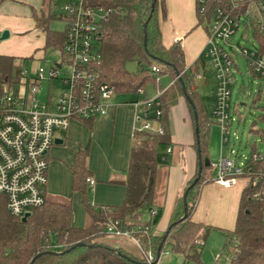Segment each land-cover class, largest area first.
Returning <instances> with one entry per match:
<instances>
[{
    "label": "trees",
    "instance_id": "obj_1",
    "mask_svg": "<svg viewBox=\"0 0 264 264\" xmlns=\"http://www.w3.org/2000/svg\"><path fill=\"white\" fill-rule=\"evenodd\" d=\"M52 1L48 0L47 10L44 7L45 3L38 14L32 10V16L36 27L44 34L42 50L54 47L62 55L66 45V27L63 31H52L49 23L57 19L64 21L67 26L66 19L63 15L56 16L52 13ZM229 1L209 0L205 15L196 12L197 25H203L207 32L212 12L216 8L225 7ZM153 2V0L96 1L97 5L111 10L108 20L98 26L99 53L93 67L99 75V81L108 85L116 95H134L136 99H140L138 93L141 90L145 91L147 83L155 84L150 73L153 65L159 66L160 74L168 76L172 81V85L159 97L161 111L159 126L162 133L137 131L133 135L126 178L121 183L125 188L122 204L97 206L90 203L88 191L91 188L87 182L91 179L87 168L88 151L81 149L74 154L71 189L72 192L81 193L85 213L91 221L90 225L86 228L73 227L71 205L46 196L44 204L31 210L27 220L22 222L20 218L12 216L7 211L6 199L0 195V264H143L141 256L134 257L122 248L104 243L107 226L116 221L123 228L136 232L134 235L141 250L152 249V252L157 254L169 246L173 252L183 257L181 264H203L199 246L205 242L210 226L198 221L193 222L191 215L197 206L202 188L212 183L214 176L210 161L208 165L205 164L209 156V133L214 123L213 116L211 109L208 112L204 108L193 80L199 65L204 68V62L200 58L185 71V55L179 45L164 47L159 26V14L163 16L165 14L164 0H155L154 8ZM258 21L260 18L256 17L253 37L259 55L264 56V28L260 30L257 27ZM31 59L0 55V93L5 87L22 80L21 64L24 61L27 64V60ZM130 62L136 63V72L127 70L126 65ZM177 74L186 85V92L192 102V105L187 102L188 109L192 116L194 112L197 114V120H194L193 147L196 154L197 151L200 153L202 170L199 179L193 184L198 176L197 159L194 176L188 180L175 199L166 231L162 235L148 236L144 233L145 228L151 229L161 220L159 210H156L157 215L154 217L149 215V211L156 208L160 185L162 159L159 149H167L171 145L169 112L178 99L183 97L181 85L176 79ZM261 112L259 120L264 121V107H261ZM90 121L82 122L89 124ZM196 126L199 130L197 133ZM251 132L258 134L256 130ZM256 148L255 145L252 146V154L264 155V151L256 152ZM252 154L244 163L249 172L241 178L247 179V184L240 192L235 225L228 233L224 246L226 249L234 244V251L229 252L230 264H264V156L262 160H254ZM192 184L184 198L185 190ZM185 204L188 216L183 219ZM78 243L83 245L77 247Z\"/></svg>",
    "mask_w": 264,
    "mask_h": 264
},
{
    "label": "built area",
    "instance_id": "obj_2",
    "mask_svg": "<svg viewBox=\"0 0 264 264\" xmlns=\"http://www.w3.org/2000/svg\"><path fill=\"white\" fill-rule=\"evenodd\" d=\"M66 1L62 8L67 25L62 57L70 71L61 80L65 88L64 94L55 102H51L50 98L46 103L33 100L36 86L43 77L41 69L33 78L21 72L22 80L7 86L0 93V195L6 199L7 211L20 219L46 201L44 196L49 171L48 154L57 138L56 134L67 131L72 120L82 122L105 116L116 95L108 85L99 81V75L93 67L99 53L98 26L108 20L111 10L97 5L98 0ZM208 1L196 0L198 14L205 15ZM252 16L260 18L257 27L262 30L264 0H230L225 7L216 8L212 12L207 26L203 62L209 60L216 71L211 116L213 122L220 127L221 147L230 140L229 128L232 122L229 102L231 87L235 82L232 68H236V64L233 60L235 47L230 44V38L239 30L241 18L246 25L247 19ZM179 41L173 40L174 44ZM227 47L232 54H228ZM237 50L246 60L249 70L264 82V56L259 55V50L254 47L248 52L245 47L239 46ZM58 66L55 65L49 72L50 79L58 77ZM150 69L152 77L158 83L161 69L156 65ZM196 78L200 79L199 73ZM163 91L157 90L153 98L146 99L141 90L138 93L140 99L130 102L135 111L136 132L162 133L161 127L153 129L149 122H159V97ZM263 156L252 154L254 160H262ZM210 167L214 173L212 182L225 188L232 187L236 179L249 172L245 164H238L233 158L223 155L210 162ZM87 182L90 187L94 184L92 179ZM149 215L156 216V209H151ZM105 232L108 235L126 237L140 249L134 235L136 232L123 228L117 221L109 224ZM144 233L151 235L148 228H145ZM140 251L143 264H160L161 258L169 255L167 250L159 253L158 257L152 249Z\"/></svg>",
    "mask_w": 264,
    "mask_h": 264
},
{
    "label": "crops",
    "instance_id": "obj_3",
    "mask_svg": "<svg viewBox=\"0 0 264 264\" xmlns=\"http://www.w3.org/2000/svg\"><path fill=\"white\" fill-rule=\"evenodd\" d=\"M44 3V7L47 10L48 0H0V36L5 30L10 34L8 39L0 41V55L17 58H39L44 46V34L35 25L32 10L38 14ZM164 7V16L161 13L159 14L162 44L165 48H169L174 44V39H179L180 41L177 44L185 55L184 69H188L198 59H203L205 42H207L204 26L197 25L196 0H164ZM161 80H164L163 86L160 83ZM171 83L172 81L168 76L161 75L155 94L160 88L162 90L168 88ZM115 97L112 100L113 105L108 109V113L105 116L96 117L89 124L88 122L81 123V121L77 120H72L69 123L67 131L69 132L70 130L72 136H75L77 145L70 144L72 146V148H69L71 157L66 162L61 161L58 155L60 150L53 148V146L64 147L68 140V132L56 134V139L61 140L62 143L54 144L48 154L49 171L45 196H47L46 193L54 196L67 195V193L59 191L57 181H54V179L57 175L63 173V163L67 164L69 171H71L74 154L81 149L87 148V168L91 179L94 181L93 186L90 187L94 205L119 206L122 204L125 197V188L121 183L126 178L128 156L133 144L132 140L136 132V124L133 106L129 102H115ZM169 114L171 145L165 149L167 156L160 153L159 150L162 165L155 209L160 211L161 220L153 229H149L150 234L162 235L166 231L175 199L188 180L194 176L198 161L193 147L194 118L189 123L188 114L189 116L192 115L188 109L187 100L184 97H180L176 105L170 109ZM82 124L83 126H81ZM84 125L89 126L90 130L86 147H84L85 139L80 141L78 138L83 137L73 134L76 129L84 128ZM100 133L104 135L111 134L110 145L108 147L104 146L101 150L99 149L100 139L102 138ZM226 148L224 145L222 150L220 149L219 156L223 155L224 157L233 158L224 154ZM168 149L170 150L169 152L167 151ZM53 151L54 153H52ZM93 157L98 161L95 166L92 165ZM68 177L69 186H71L72 171L69 172ZM246 184L247 179L241 177L236 179L235 184L230 188L222 187L213 182L206 184L201 190L199 201L192 212L191 220L204 223L207 226L217 227V229L227 233L231 232L235 225L240 192ZM71 187L69 188L71 189ZM54 198L56 199V197ZM211 215L214 224L208 225L207 221ZM72 217L71 225L75 228H86L91 223L87 215L86 219L81 220L82 223H73Z\"/></svg>",
    "mask_w": 264,
    "mask_h": 264
},
{
    "label": "rangeland",
    "instance_id": "obj_4",
    "mask_svg": "<svg viewBox=\"0 0 264 264\" xmlns=\"http://www.w3.org/2000/svg\"><path fill=\"white\" fill-rule=\"evenodd\" d=\"M67 3L66 0H53L51 3L52 13L56 16L63 15L62 8ZM254 10V9H253ZM254 12V11H253ZM255 17H250L245 22L244 19L241 18L240 20V28L230 38V44L234 45L233 53L235 56L233 60L236 64V68H232L233 77L235 82L231 87V98L229 102V114L232 118L231 126L229 128L230 132V140L225 146L227 147L226 150L224 147V154L228 156H232L233 159L238 164H244L246 160L250 159V155L252 154L251 148L255 145L256 152L264 151V121L259 120V116H262L261 107H264V82L255 77L248 68L247 62L238 52V46L245 47L248 52L253 50L256 46V41L253 37V33L255 30L254 27ZM65 23L64 21H60L57 19L51 20L49 23V28L52 31H63L65 30ZM228 54H232V51L227 47L226 48ZM43 53V54H42ZM42 53L39 55V58H33L31 60H27V64L24 61L21 65L22 72L25 73L29 78H33L34 74L38 72L40 69L42 70V80L37 84L36 90L33 96V100L39 103H46L47 100L50 98L51 102H55L59 99L60 96L64 94V86L62 84V79L68 76L70 71V67L67 63L63 61V57L59 50H56L54 47H47L42 50ZM205 62V61H204ZM17 63L19 61L17 60ZM59 65V75L57 78L50 79L48 74L51 69L55 66ZM154 66V65H153ZM160 69L159 66H157ZM126 68L130 72H136L137 66L136 63L130 62L126 65ZM187 71V69H184ZM183 71V72H185ZM213 68V65L207 60L205 62L204 68L199 65L198 71L194 74V84L197 88V91L200 95V99L202 100V104L204 108L210 112L211 104L213 102V93L215 90V83H216V74ZM199 73L200 79L196 78V74ZM161 76V74H160ZM180 77V76H178ZM176 77V79H178ZM160 78V77H158ZM164 80H161V85L163 86ZM172 85V83H171ZM161 87V86H160ZM158 88V84L155 82L147 83L144 87L145 90V97L146 99L153 98L155 94V90ZM7 87H5V90ZM114 99V98H113ZM142 99V98H141ZM136 100L134 95H117L115 97V102H133ZM141 109V107H139ZM154 107H152L151 112H153ZM193 116H189L188 120L189 123L192 122ZM151 128L155 129L158 127V122L156 120H151L149 122ZM83 126V124L81 125ZM85 126L87 127L85 129ZM140 126V124H139ZM157 126V127H156ZM253 130L258 131V134H254ZM192 131V127H191ZM68 131L62 132L66 133ZM193 133V131H192ZM220 127L213 123L211 125L210 133H209V142H210V156L209 160L206 159V162L215 161L220 153ZM63 134V137H64ZM74 135L78 137L80 141H84V147H86L87 139L89 138L90 130L89 126L84 125L82 129H76L73 132ZM262 134V135H261ZM68 140L65 143L64 147L53 146V148H58V155L61 158V161H68L70 156V149L73 145H77V140H75V136H72L71 131L68 132ZM62 136V135H61ZM100 150L105 146L108 147L111 141V134L104 135L100 133ZM69 142V143H68ZM224 146V145H223ZM80 148V147H79ZM87 149V148H86ZM166 148H160V153L167 156L165 153ZM231 149V150H230ZM232 151V153H231ZM54 153V151L52 152ZM49 161V160H48ZM58 161V160H56ZM98 162L97 159L93 157L92 165L95 166V163ZM63 173L57 175L54 181H57V185L59 191L63 193H67V195H59L54 196L52 194L46 193L48 198L56 197L61 203H69L72 207V222L73 223H82V219H86V215L84 213L83 204L81 200V193L80 192H72L69 188V166L63 163L62 167ZM88 198L90 203H94L92 201L91 196V189L88 191ZM97 205V204H96ZM98 206V205H97ZM88 217V216H87ZM144 219L146 216L144 215ZM214 224L212 221V215L210 216L207 224ZM213 226V225H212ZM154 228V227H153ZM152 228V229H153ZM227 232L217 229V227H211L209 229V233L205 239V242L199 246L200 251V259L203 264H229L230 261V254L229 252L234 251V244L230 245L229 248H224L225 242L227 240ZM104 243L111 245L112 247H118L126 250L127 252L131 253L134 257L141 256V251L139 248L134 245L130 239L123 237V236H113V235H106ZM230 238H232L230 236ZM54 240V238L52 239ZM169 255L163 256L160 260V264H181L183 261V257L179 254H176L171 250V248H165ZM165 250V251H166ZM230 252V253H231ZM219 260L217 261V259Z\"/></svg>",
    "mask_w": 264,
    "mask_h": 264
},
{
    "label": "water",
    "instance_id": "obj_5",
    "mask_svg": "<svg viewBox=\"0 0 264 264\" xmlns=\"http://www.w3.org/2000/svg\"><path fill=\"white\" fill-rule=\"evenodd\" d=\"M154 2H153V4H152V8H154V3H155V0H153ZM144 24H146V22L144 23ZM2 35L0 36V41H4V40H6V39H8V37H9V32L8 31H3L2 33H1ZM58 66V65H57ZM59 67V66H58ZM179 75L177 74V77H178ZM178 81H179V83H180V85H181V91H182V93H183V97L185 98V100H187V102L190 104V105H192V102H191V100H190V98H189V96H188V94H187V92H186V88H185V86L186 85H184V83L182 82V80H181V78L180 77H178ZM193 117H194V120L196 121L197 120V114L194 112L193 113ZM199 130H198V128H197V126L195 127V133H197ZM62 143V141L61 140H55L54 141V144L55 145H58V144H61ZM197 159L199 160L198 161V172H197V177H196V179L194 180V182H193V184L194 183H196L197 182V180L199 179V177H200V173H201V170H202V161H201V157H200V153H199V151H197ZM205 164L206 165H208L209 163H207V162H205ZM193 184L187 189V190H185V192H184V198L186 197V195H187V192L188 191H190L189 189L193 186ZM29 213H26L23 217H22V219H21V221L22 222H25L26 220H27V218L29 217ZM188 216V210H187V206H186V204L184 205V215H183V219H185L186 217ZM83 244L82 243H78V245H76L77 247H79V246H82ZM159 256V252H157V257Z\"/></svg>",
    "mask_w": 264,
    "mask_h": 264
}]
</instances>
